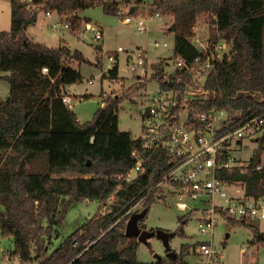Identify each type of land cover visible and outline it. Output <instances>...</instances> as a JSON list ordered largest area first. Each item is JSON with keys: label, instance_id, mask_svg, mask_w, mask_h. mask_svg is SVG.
Here are the masks:
<instances>
[{"label": "trees", "instance_id": "obj_1", "mask_svg": "<svg viewBox=\"0 0 264 264\" xmlns=\"http://www.w3.org/2000/svg\"><path fill=\"white\" fill-rule=\"evenodd\" d=\"M9 1L11 26L0 31V80L9 85L6 99L0 100V233L12 238V259L18 264H67L73 259L74 264H204L185 259L189 247L203 241L182 244L171 254L166 249V258L138 260L140 242L124 234L125 225L133 213L148 211L160 199L156 185L171 167L168 152L145 149L140 137L118 129L119 99H106L90 121L79 122L63 97L67 85L82 81L73 64L85 58L66 45L33 41L26 28L36 23L39 13L27 11L20 0ZM127 1L48 0L46 9L64 16L77 32L81 11L101 6L117 15L119 3ZM151 5L153 13L170 16L173 59L194 65L203 54L192 41L201 16L209 40L228 45V53L204 81L207 94L198 102L200 111L227 109L240 117L264 113V0H151ZM95 49L99 66L102 48ZM115 53L102 79L117 78ZM161 66H152L151 77L167 87ZM134 152L144 173L129 181L127 174L137 160ZM261 153L255 149L248 167L220 170L218 178L226 186L242 188L246 198L264 196V168L256 169ZM83 200L98 201L96 213L48 252L46 244L59 236L68 208ZM137 202L140 209L128 212ZM185 215L178 218L180 227L173 236H185L182 225L191 212ZM228 220L249 229L250 244H264V231L254 218ZM138 226L145 228L142 220Z\"/></svg>", "mask_w": 264, "mask_h": 264}, {"label": "rangeland", "instance_id": "obj_2", "mask_svg": "<svg viewBox=\"0 0 264 264\" xmlns=\"http://www.w3.org/2000/svg\"><path fill=\"white\" fill-rule=\"evenodd\" d=\"M141 13L146 18L148 29L140 32L133 23L125 24L122 22L123 14H108L104 12L101 6L87 8L79 13L80 25L82 19L88 20L102 28L103 38L95 41L92 34L81 27L77 32L69 31L65 28L57 29L53 26L57 21V16L46 17L43 13H39L38 19L34 25L26 28L27 34L33 41L44 44L48 47H57L66 45L72 51H79L85 58V62L74 63L82 81L72 87L73 93L70 101V108L76 114L77 120L81 123L90 121L94 113L105 104L106 99H119L117 115L118 129L120 131L130 132L134 137H139L142 130L141 107L135 104L142 94H154L159 89L158 80L151 77L153 73L152 66L162 63V73H167L173 68V48L174 33L168 32L170 16L160 13L157 18L152 12L151 0H144L140 5ZM136 15V12L133 14ZM82 18V19H81ZM79 25V27H80ZM11 26L10 19V1L0 0V31H8ZM197 32L192 38L195 44L197 39H207L209 35L208 26L205 24L204 17H199L194 27ZM166 42L167 47H163L162 43ZM158 43L159 45H156ZM96 45L102 48L101 61L99 66L96 65ZM121 47L122 51L117 52V48ZM116 52V53H115ZM116 54V64L118 66L117 78L110 80L102 79V73L112 64L108 61L109 55ZM144 54L146 59L145 65H138V55ZM134 69H131V66ZM91 79L89 83L87 80ZM143 81L144 86L139 88V82ZM9 85L6 81L0 80V100H5L8 94ZM102 94V95H101ZM83 95H88L83 98ZM101 95V97H100ZM107 100V101H108ZM244 147L233 151V155L240 162L249 161L253 151L259 149L262 151L261 162L264 161V135L260 132L255 137L245 138ZM264 163V162H263ZM228 195H239L243 193L240 187L229 186L225 188ZM157 195L160 196L150 209L147 211L142 220L145 228L155 230L158 228L166 229L174 232L180 227L179 217L186 216L184 212L175 206L174 196L164 187L159 189ZM216 200H222L216 197ZM99 203L96 200H83L71 205L65 215L62 225L59 227V236H53L46 244L48 252L62 243L67 236L74 230L79 228L87 220L93 217L98 209ZM198 206L191 203L190 207ZM140 209L137 204L131 210ZM198 209V208H197ZM193 209L191 217L182 225L185 236L176 234L169 239V251H180L182 244H195L203 241L205 244H211L212 248L220 253L217 260L199 254L196 247H189V253L185 257L186 260L195 262H203L205 264H264V244H250L251 237L248 228L242 225H232L229 217L224 214H215V222L212 235L200 233L198 228L199 211ZM2 208L0 207V211ZM261 230L264 231V221L258 223ZM94 242V241H93ZM202 242V243H203ZM201 244V243H200ZM199 245V244H198ZM13 241L10 237H2L0 233V264H17L16 259H12L10 252L13 250ZM243 248L245 249L243 252ZM157 254L161 258H166L167 252L163 243L156 237H151L145 243L140 242L137 248V258L142 262L154 261ZM37 264V262L32 263Z\"/></svg>", "mask_w": 264, "mask_h": 264}, {"label": "built area", "instance_id": "obj_3", "mask_svg": "<svg viewBox=\"0 0 264 264\" xmlns=\"http://www.w3.org/2000/svg\"><path fill=\"white\" fill-rule=\"evenodd\" d=\"M20 1L29 12L43 13L46 16L55 14L58 20L53 26L57 29L70 30L64 16L46 9L48 0ZM141 4L142 2L137 3L135 0L121 2L116 14L120 17L125 14L123 23H133L138 31L144 32L148 29L146 18L142 14H137V12L141 13ZM135 12L136 15H133ZM153 15L158 18L160 13L155 12ZM81 27L91 32L95 41L102 40L103 33L100 26L82 19L80 29ZM196 32L197 30L193 28L192 38H195ZM197 41L196 46L203 52L198 57L197 63L192 65L180 58L173 59L171 71L167 76L162 73V81L167 87H160L158 81L157 93H144L135 100V104L142 108L140 115L143 124L139 135L142 147L164 148L170 158L171 167L157 183V189L164 190L166 187L174 196L175 206L184 213L198 208L200 233L212 235L215 214L218 213L231 219L251 217L264 221V196L256 199L246 198L243 195L231 197L225 192L227 186L217 176L223 169L248 167L249 163L240 162L241 160L233 155V151L241 148L245 138L255 137L264 130V113L240 117L236 116V113L231 114L227 109L200 111L198 102L205 99L207 94L204 81L215 62L222 60L224 54L228 53V45L222 40L212 42L208 37L205 40L202 37L198 38ZM162 46L167 47V43L163 42ZM119 51H122L121 47L117 48V52ZM138 58L137 64L144 65V54L138 55ZM107 59L110 63L115 61L113 55H109ZM131 69H134L133 65ZM87 81L90 83L91 79ZM63 101L70 105L71 100L68 96H64ZM133 155L137 160L127 174L129 181L144 173L141 158L135 152ZM262 168H264L262 163L256 167V169ZM216 197L222 200H216ZM192 202L198 206L190 207ZM137 204L139 202L128 212ZM196 250L199 254L208 257L209 261L210 258L217 260L220 256L211 244L201 243L196 246ZM73 261L74 259L67 264H74Z\"/></svg>", "mask_w": 264, "mask_h": 264}, {"label": "water", "instance_id": "obj_4", "mask_svg": "<svg viewBox=\"0 0 264 264\" xmlns=\"http://www.w3.org/2000/svg\"><path fill=\"white\" fill-rule=\"evenodd\" d=\"M143 86H144V82L140 81L138 87L142 88ZM146 213H147L146 210L133 213L126 222L124 234L128 237H135L139 242H143V243H145L151 237H156L163 243L165 250L170 249L169 239L173 236L172 232H168L161 228L155 230L141 229L138 226V222L144 219ZM171 253L172 251H170V254ZM154 257L157 260L161 258L157 254H155Z\"/></svg>", "mask_w": 264, "mask_h": 264}, {"label": "crops", "instance_id": "obj_5", "mask_svg": "<svg viewBox=\"0 0 264 264\" xmlns=\"http://www.w3.org/2000/svg\"><path fill=\"white\" fill-rule=\"evenodd\" d=\"M45 15V14H44ZM54 14H52L51 16H46V17H52ZM38 19V18H37ZM102 29V28H101ZM70 31V30H69ZM103 31V30H102ZM103 33V32H102ZM72 87H73V85H67L66 87H65V90H66V92H67V96L70 98V100H71V97H72V95L74 96V95H77L76 93H73V91H71L72 90ZM102 95V94H101ZM101 95H100V97H101ZM260 132H262L263 133V135H264V130H262V131H260ZM259 132V133H260ZM258 133V134H259ZM257 134V135H258ZM257 135L255 136V140H256V138H257ZM244 147V144H243V142H242V146H241V148H243ZM261 159H262V154H261ZM239 160H242V159H239ZM250 160V159H249ZM245 162H248V161H245ZM264 162V161H263ZM263 162H261L262 164H264ZM227 187H229V186H227ZM243 195V193H241V194H239V195H229V196H231V197H239V196H242ZM255 220H256V222L257 223H260V222H262V220H258V219H256V218H254ZM260 228V227H259ZM164 230H166V229H164ZM263 231V230H262ZM169 232V231H168ZM245 249L243 248V250H242V252L244 251ZM187 261H189V260H187ZM189 262H195V261H189ZM201 262V261H200Z\"/></svg>", "mask_w": 264, "mask_h": 264}]
</instances>
